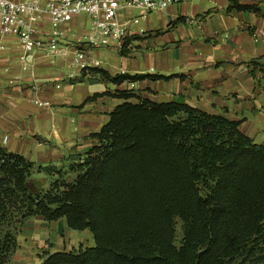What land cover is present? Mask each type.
Returning a JSON list of instances; mask_svg holds the SVG:
<instances>
[{"label":"trees","instance_id":"16d2710c","mask_svg":"<svg viewBox=\"0 0 264 264\" xmlns=\"http://www.w3.org/2000/svg\"><path fill=\"white\" fill-rule=\"evenodd\" d=\"M228 1V12L264 16L258 4ZM142 38L128 37L120 55L133 56ZM90 71L117 85L174 76ZM106 94L123 102L89 135L95 143L74 155L71 180L56 164L0 145V264H9L17 248L14 220L33 216L64 218L71 229L90 230L95 241L48 252L41 264H230L254 254L264 243V143L244 134L239 121L185 102L121 89L84 102ZM36 173L58 177L32 191Z\"/></svg>","mask_w":264,"mask_h":264},{"label":"crops","instance_id":"0c3cea01","mask_svg":"<svg viewBox=\"0 0 264 264\" xmlns=\"http://www.w3.org/2000/svg\"><path fill=\"white\" fill-rule=\"evenodd\" d=\"M240 2L264 10V0ZM228 5V0H191L162 11H138L147 26L137 21L130 27L143 36L138 46L147 49L131 57L120 55L118 65L101 59L98 49L88 50V57L112 75H174L125 82L152 101L185 102L239 121L244 134L264 143V16L228 12ZM150 13H156L154 24L146 15ZM178 19L184 21L174 23ZM67 42L65 54L55 58L28 55L23 60V48L15 38L5 39L6 48L0 51V145L36 163L73 161L75 154L95 143L89 135L99 131L123 102L106 96L84 102L107 89L97 81L98 75L82 76L74 65L72 37ZM36 99L49 105H39ZM56 221V230L69 231L64 218ZM53 239V252L64 250L59 234Z\"/></svg>","mask_w":264,"mask_h":264},{"label":"built area","instance_id":"2783aa9c","mask_svg":"<svg viewBox=\"0 0 264 264\" xmlns=\"http://www.w3.org/2000/svg\"><path fill=\"white\" fill-rule=\"evenodd\" d=\"M191 0H0V51L4 40L15 38L23 48L22 59L28 55L55 58L64 55L72 37L74 65L91 75L88 50L115 47L135 35L130 25L134 19L122 20L124 10L142 13L166 10L170 6ZM81 15L90 20V30L84 38L74 39L71 21ZM35 102L49 105L47 101ZM6 139V137H5Z\"/></svg>","mask_w":264,"mask_h":264},{"label":"rangeland","instance_id":"374dc122","mask_svg":"<svg viewBox=\"0 0 264 264\" xmlns=\"http://www.w3.org/2000/svg\"><path fill=\"white\" fill-rule=\"evenodd\" d=\"M138 11L139 10L137 9L124 10L122 20H130V22H132L134 19H137L139 24L146 27L147 21L141 16V14ZM146 15L149 16L150 23L152 24L156 23V19H155L156 13H150ZM71 23L75 27L74 28L75 36H73L74 39L84 38L85 35L90 30V20L85 15H81L73 19ZM134 23L138 24L137 22ZM148 47L139 46L133 53L144 51ZM97 49L99 50L98 56L101 59H105V60L107 59L110 62L115 63L116 65L119 64L118 60H120L121 57L119 50L117 48L100 47V48H96V50ZM95 53H97V51H95ZM91 60L92 59L89 58V62L94 61ZM95 62L97 61H94L92 66L100 67V65L95 64ZM69 68L70 70L73 71L76 70L72 66ZM97 81L105 84L107 90L104 92L114 93L121 89V90H132L137 93V91L139 92L141 90L139 88L134 87L133 85H132L133 87H129L127 82H123L122 84L117 85L111 82L110 80L101 77H99ZM103 96H106L107 98L113 97L111 95L106 94V95L98 96L96 99L92 101H98ZM77 97H80V92L77 93ZM69 164H71L70 161L64 162L62 164L59 163L58 167L63 168V172H64L63 176L71 180L73 175L71 173L68 174ZM57 177H58L57 174H54L53 176H46L44 173L41 174L36 173L30 179L31 190L37 191L43 188L46 189L50 187V185ZM17 220L16 219L14 220L13 225L11 227L17 239V248L15 252L12 254L9 264H41L44 256L48 252H53V250H55L56 244L53 238L55 235L58 236V234H59L58 244L60 245V248L64 250L87 247V242L89 246L95 245L93 234L88 229H86L85 231V230H75L70 228L69 231L67 232L61 231V229L56 230L58 227L57 221L55 222L47 221L41 216L30 217L27 220H25L23 224H20L19 221ZM176 222H177V227H176L177 240L179 241L182 239V235H183L182 220L180 218H176ZM55 231H57V234L55 233ZM246 258L248 259L243 260V258H238L236 260L230 261L231 262L230 264H243L242 262H247L246 264H264V243H261L260 247L256 248V252L254 254H251Z\"/></svg>","mask_w":264,"mask_h":264}]
</instances>
